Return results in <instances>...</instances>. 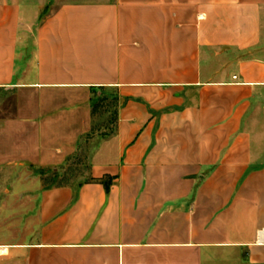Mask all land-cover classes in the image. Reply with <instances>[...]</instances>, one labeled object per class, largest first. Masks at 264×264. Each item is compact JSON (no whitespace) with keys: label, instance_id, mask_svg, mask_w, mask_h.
<instances>
[{"label":"crops","instance_id":"crops-1","mask_svg":"<svg viewBox=\"0 0 264 264\" xmlns=\"http://www.w3.org/2000/svg\"><path fill=\"white\" fill-rule=\"evenodd\" d=\"M0 89V264H264V0H0Z\"/></svg>","mask_w":264,"mask_h":264},{"label":"rangeland","instance_id":"rangeland-1","mask_svg":"<svg viewBox=\"0 0 264 264\" xmlns=\"http://www.w3.org/2000/svg\"><path fill=\"white\" fill-rule=\"evenodd\" d=\"M15 98L13 91L0 89V116H6L12 112ZM113 110L114 108L110 106L107 111L102 109L95 115L94 125L98 128L95 133L96 137L100 133H111L114 127V124H112ZM108 120H110V123L107 125L106 121ZM93 142V138L83 141L77 156L72 157L71 161L65 166L43 172L42 175L47 179L48 185L74 184L89 179L91 175L89 172L88 151L93 146Z\"/></svg>","mask_w":264,"mask_h":264},{"label":"trees","instance_id":"trees-1","mask_svg":"<svg viewBox=\"0 0 264 264\" xmlns=\"http://www.w3.org/2000/svg\"><path fill=\"white\" fill-rule=\"evenodd\" d=\"M101 89H103V87H101ZM110 106H112L114 108V110L112 112V124H114V127H113V129L111 131V133H114L116 122H117V115H118V112H117V97H114L113 99H109L108 97H106L104 95L97 97L95 99V102L93 103L92 113H93V116H95L102 109L107 111ZM97 129L98 128H96V126L93 124V128L91 130V133H89L87 135L86 140L90 139L96 133ZM100 134L101 135H105V134H108V133H100ZM108 178H110V177H108ZM89 179H93V178L90 177ZM105 186H106L107 189L109 188V184L108 183H105Z\"/></svg>","mask_w":264,"mask_h":264}]
</instances>
